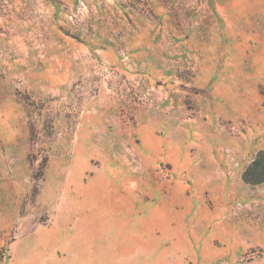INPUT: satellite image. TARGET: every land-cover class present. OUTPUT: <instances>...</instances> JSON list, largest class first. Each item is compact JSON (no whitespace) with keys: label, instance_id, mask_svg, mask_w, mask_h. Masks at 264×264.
Here are the masks:
<instances>
[{"label":"rangeland","instance_id":"rangeland-1","mask_svg":"<svg viewBox=\"0 0 264 264\" xmlns=\"http://www.w3.org/2000/svg\"><path fill=\"white\" fill-rule=\"evenodd\" d=\"M264 0H0V264H264Z\"/></svg>","mask_w":264,"mask_h":264},{"label":"trees","instance_id":"trees-1","mask_svg":"<svg viewBox=\"0 0 264 264\" xmlns=\"http://www.w3.org/2000/svg\"><path fill=\"white\" fill-rule=\"evenodd\" d=\"M244 180L259 184L264 181V150L260 151L244 172Z\"/></svg>","mask_w":264,"mask_h":264}]
</instances>
